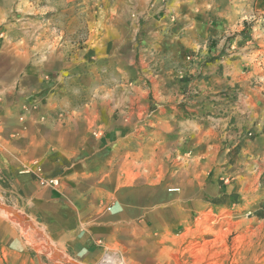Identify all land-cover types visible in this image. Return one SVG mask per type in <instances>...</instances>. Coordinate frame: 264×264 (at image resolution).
<instances>
[{
  "label": "crops",
  "instance_id": "crops-1",
  "mask_svg": "<svg viewBox=\"0 0 264 264\" xmlns=\"http://www.w3.org/2000/svg\"><path fill=\"white\" fill-rule=\"evenodd\" d=\"M131 2L136 43L128 58L100 44L94 51L98 65L128 74V87L87 92L78 42L59 31L54 43L41 26L21 35L20 0H0V202L32 226L21 232L0 209V264H25L38 247L49 264L54 256L77 264L161 257L166 236L187 223L196 201L191 188L187 200L179 181L166 185L158 172L128 181L137 129L167 136L147 131L135 143L179 144L187 128L186 172H264V34L246 20L264 13V0ZM93 75L101 78L96 68ZM230 189L207 191L223 206ZM238 192L244 201L257 190Z\"/></svg>",
  "mask_w": 264,
  "mask_h": 264
},
{
  "label": "rangeland",
  "instance_id": "rangeland-1",
  "mask_svg": "<svg viewBox=\"0 0 264 264\" xmlns=\"http://www.w3.org/2000/svg\"><path fill=\"white\" fill-rule=\"evenodd\" d=\"M131 4V0H20L19 21L14 23L21 35L26 37L33 27L41 26L52 31L54 43L60 41L57 39L59 31L70 44L78 42V48L84 50L86 73H89L83 82L85 91L96 89L100 84L122 89L128 87V74H114L107 66L98 65L94 51L100 44L105 51L114 50L112 55L128 58L129 50L136 43L132 28L136 22H130L129 19L133 17L128 15ZM246 20L264 34V13L254 18L247 17ZM95 68L101 73L100 79L93 75ZM183 114L185 119H189L188 112ZM147 131L150 137L167 136V131L162 129L134 131L136 137L132 139L133 142H128V181L140 179L139 172L144 170L158 172V179L165 181L166 185L179 181L178 186L185 188L187 200L191 188L190 197L195 199L196 204L190 211L187 223L174 226L166 236L163 242L165 247L160 248L161 257L142 258L138 253L132 261L128 259V264H264V172L253 176L242 172H186L184 168L189 167L190 158L189 142L185 139L188 137L187 128L182 129L185 134L181 133L180 136L184 138L179 144L171 140L159 144L134 142L146 137ZM196 146V152L206 147L199 142ZM196 161L203 164L201 158ZM211 164L214 167L216 162ZM211 184L219 188L231 185L230 202L223 206L214 205L217 197L209 195L207 191ZM249 184L256 188L257 193L254 198H246L244 202L239 198L238 190L240 186ZM2 207L0 202V209ZM10 211L20 222L21 232L26 230V226L32 227L29 222L20 219L14 210ZM30 243L34 246L33 241ZM156 249L153 253H156ZM38 250L39 247L29 252L27 263L49 264L43 255L39 257ZM68 262L54 256L52 264H77L72 260ZM100 264L117 263L104 259Z\"/></svg>",
  "mask_w": 264,
  "mask_h": 264
},
{
  "label": "built area",
  "instance_id": "built-area-1",
  "mask_svg": "<svg viewBox=\"0 0 264 264\" xmlns=\"http://www.w3.org/2000/svg\"><path fill=\"white\" fill-rule=\"evenodd\" d=\"M36 171L38 172V174L41 172V169L39 168V167H37L36 168ZM40 180H42L43 182H47V183H49V184H52V185H57L58 184V182H57V180L56 179H50V180H47V179H43V178H39Z\"/></svg>",
  "mask_w": 264,
  "mask_h": 264
},
{
  "label": "water",
  "instance_id": "water-1",
  "mask_svg": "<svg viewBox=\"0 0 264 264\" xmlns=\"http://www.w3.org/2000/svg\"><path fill=\"white\" fill-rule=\"evenodd\" d=\"M1 209L4 210L5 212H12L10 210L5 209V207H2Z\"/></svg>",
  "mask_w": 264,
  "mask_h": 264
},
{
  "label": "bare ground",
  "instance_id": "bare-ground-1",
  "mask_svg": "<svg viewBox=\"0 0 264 264\" xmlns=\"http://www.w3.org/2000/svg\"><path fill=\"white\" fill-rule=\"evenodd\" d=\"M202 224V223H201ZM200 248V247H199ZM196 258V257H195ZM118 264V262H116Z\"/></svg>",
  "mask_w": 264,
  "mask_h": 264
}]
</instances>
